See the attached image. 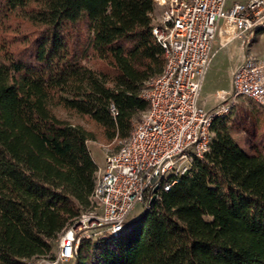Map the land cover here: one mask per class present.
Returning a JSON list of instances; mask_svg holds the SVG:
<instances>
[{
    "label": "trees",
    "instance_id": "trees-1",
    "mask_svg": "<svg viewBox=\"0 0 264 264\" xmlns=\"http://www.w3.org/2000/svg\"><path fill=\"white\" fill-rule=\"evenodd\" d=\"M152 0H0V264L55 256L91 208L107 143L131 136L165 66ZM259 111V118L262 119ZM211 150L118 237L81 240L71 264H264V132L257 155L213 124Z\"/></svg>",
    "mask_w": 264,
    "mask_h": 264
},
{
    "label": "built area",
    "instance_id": "built-area-1",
    "mask_svg": "<svg viewBox=\"0 0 264 264\" xmlns=\"http://www.w3.org/2000/svg\"><path fill=\"white\" fill-rule=\"evenodd\" d=\"M227 1L152 0L151 33L166 62L158 76L144 83L141 98L149 108L118 152L106 153L91 208L61 234L56 255L29 264H67L81 240L104 233L120 236L137 204L150 208L162 191L171 190L177 178L190 171L194 159L204 160L215 136L213 124L230 115L239 99L264 112V56L251 50L264 34V0H241L232 6ZM216 41L219 50L239 42L244 59L232 72V93L208 111L200 99Z\"/></svg>",
    "mask_w": 264,
    "mask_h": 264
},
{
    "label": "rangeland",
    "instance_id": "rangeland-1",
    "mask_svg": "<svg viewBox=\"0 0 264 264\" xmlns=\"http://www.w3.org/2000/svg\"><path fill=\"white\" fill-rule=\"evenodd\" d=\"M240 1L241 0H228L227 2L228 6H232L233 3ZM251 50L256 56H264V34L258 35L256 40L253 41ZM243 54L244 51L237 41L229 43L226 48L220 50L219 54H217L215 59L218 65L212 69V72L210 73L211 75L203 86L201 92V106L206 110L210 111L216 109L217 106L222 104L223 97L227 95L225 92L221 91L222 89L230 90V93H232L233 87L232 85L229 86L230 82L225 72L227 69L229 70L231 63L241 59ZM259 111L262 113V119L259 118ZM55 114L58 118L69 121L73 125H81L86 130L94 131L98 136V140L95 142L90 141L88 143V149H90L92 158L99 168L104 167L106 153L118 152L124 142L117 140L112 143H107L101 138V134L95 128L94 124L86 118L67 113L61 108L55 109ZM141 117L142 115L138 116L135 123L140 121ZM226 120H228L230 135L233 137L234 141L245 153L253 156L257 155V141L260 134L264 132V112L253 102L248 101L247 99H239L237 106L233 108L231 114L226 117ZM144 212V206L142 204H137L134 211H132L127 218L129 222L127 229H130ZM54 252H58L57 245L54 247ZM67 264H71V261Z\"/></svg>",
    "mask_w": 264,
    "mask_h": 264
},
{
    "label": "crops",
    "instance_id": "crops-1",
    "mask_svg": "<svg viewBox=\"0 0 264 264\" xmlns=\"http://www.w3.org/2000/svg\"><path fill=\"white\" fill-rule=\"evenodd\" d=\"M214 45H215V47H216L217 52H216L215 55H214L213 61H212V63H211V66H210L209 71L207 72V76H206V78H205V80H204V83H203V85H202V88H203V86L205 85L206 81L208 80L209 76L211 75L210 73L212 72V69H213L215 66L218 65V63H217V61H216L215 58H216L217 54H219L220 50H222V49L219 50L218 41H216ZM243 59H244V58L241 57V59L232 62L231 65H230L229 70H228V69L226 70L225 73L227 74L228 79H229V82H230V85H229V86L232 85V72H233L235 69H237L239 66L242 65V63H243ZM202 90H203V89H202ZM221 91H222V92H225L227 95L230 94V90L222 89Z\"/></svg>",
    "mask_w": 264,
    "mask_h": 264
},
{
    "label": "water",
    "instance_id": "water-1",
    "mask_svg": "<svg viewBox=\"0 0 264 264\" xmlns=\"http://www.w3.org/2000/svg\"><path fill=\"white\" fill-rule=\"evenodd\" d=\"M128 224H129V222H128V220H127L126 225H125L126 228H127Z\"/></svg>",
    "mask_w": 264,
    "mask_h": 264
}]
</instances>
